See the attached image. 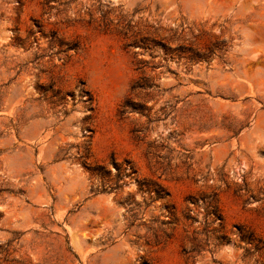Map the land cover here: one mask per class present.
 <instances>
[{"label": "rangeland", "instance_id": "1", "mask_svg": "<svg viewBox=\"0 0 264 264\" xmlns=\"http://www.w3.org/2000/svg\"><path fill=\"white\" fill-rule=\"evenodd\" d=\"M0 264H264V0H0Z\"/></svg>", "mask_w": 264, "mask_h": 264}]
</instances>
